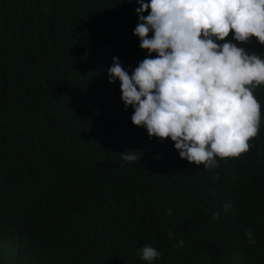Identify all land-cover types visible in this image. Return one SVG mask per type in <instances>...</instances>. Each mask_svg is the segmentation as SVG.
Here are the masks:
<instances>
[{"label":"trees","instance_id":"trees-1","mask_svg":"<svg viewBox=\"0 0 264 264\" xmlns=\"http://www.w3.org/2000/svg\"><path fill=\"white\" fill-rule=\"evenodd\" d=\"M138 6L0 0V264H147L144 245L153 264H264V84L247 152L211 170L180 158L107 79L113 57L128 69L147 54ZM237 43L264 56L255 37Z\"/></svg>","mask_w":264,"mask_h":264},{"label":"clouds","instance_id":"clouds-1","mask_svg":"<svg viewBox=\"0 0 264 264\" xmlns=\"http://www.w3.org/2000/svg\"><path fill=\"white\" fill-rule=\"evenodd\" d=\"M137 3L133 35L147 54L128 69L113 57L106 70L110 83L120 82L124 109L134 110L132 123L146 128L149 138L170 137L180 158L208 170L218 167L217 157L247 152L260 128L261 104L253 90L264 84V56L237 42L255 37L264 44V0ZM121 153L126 162L139 159L135 150ZM219 216L213 213L214 220ZM174 235L168 231L170 239ZM245 235L250 246L257 243L251 229ZM174 246L182 249L184 241ZM161 255L151 245L139 251L147 264Z\"/></svg>","mask_w":264,"mask_h":264}]
</instances>
